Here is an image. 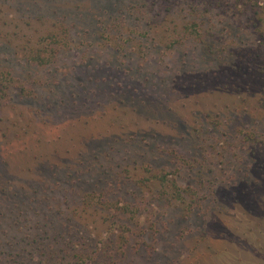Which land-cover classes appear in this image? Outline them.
Instances as JSON below:
<instances>
[{"label":"rangeland","instance_id":"374dc122","mask_svg":"<svg viewBox=\"0 0 264 264\" xmlns=\"http://www.w3.org/2000/svg\"><path fill=\"white\" fill-rule=\"evenodd\" d=\"M0 264H264V0H0Z\"/></svg>","mask_w":264,"mask_h":264},{"label":"trees","instance_id":"16d2710c","mask_svg":"<svg viewBox=\"0 0 264 264\" xmlns=\"http://www.w3.org/2000/svg\"><path fill=\"white\" fill-rule=\"evenodd\" d=\"M42 58V57H41Z\"/></svg>","mask_w":264,"mask_h":264}]
</instances>
